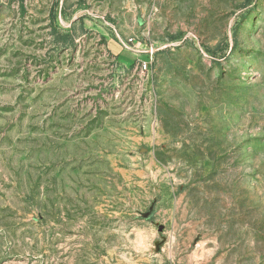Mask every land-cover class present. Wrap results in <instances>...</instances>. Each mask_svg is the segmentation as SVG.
I'll return each mask as SVG.
<instances>
[{
  "label": "rangeland",
  "instance_id": "obj_1",
  "mask_svg": "<svg viewBox=\"0 0 264 264\" xmlns=\"http://www.w3.org/2000/svg\"><path fill=\"white\" fill-rule=\"evenodd\" d=\"M0 264H264V0H0Z\"/></svg>",
  "mask_w": 264,
  "mask_h": 264
},
{
  "label": "trees",
  "instance_id": "obj_2",
  "mask_svg": "<svg viewBox=\"0 0 264 264\" xmlns=\"http://www.w3.org/2000/svg\"><path fill=\"white\" fill-rule=\"evenodd\" d=\"M52 25H53V24H51V26H52ZM54 30H55V29L53 28V31H54ZM63 37H64V38H63L64 40H67V39H68V36H65V35H64Z\"/></svg>",
  "mask_w": 264,
  "mask_h": 264
}]
</instances>
